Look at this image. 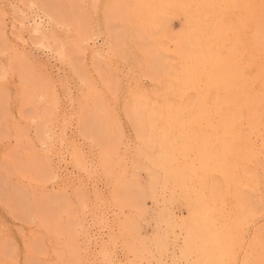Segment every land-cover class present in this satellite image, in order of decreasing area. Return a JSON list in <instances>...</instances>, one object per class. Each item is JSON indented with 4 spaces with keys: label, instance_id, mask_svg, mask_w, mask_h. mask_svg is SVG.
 <instances>
[{
    "label": "rangeland",
    "instance_id": "374dc122",
    "mask_svg": "<svg viewBox=\"0 0 264 264\" xmlns=\"http://www.w3.org/2000/svg\"><path fill=\"white\" fill-rule=\"evenodd\" d=\"M0 264H264V0H0Z\"/></svg>",
    "mask_w": 264,
    "mask_h": 264
},
{
    "label": "bare ground",
    "instance_id": "6f19581e",
    "mask_svg": "<svg viewBox=\"0 0 264 264\" xmlns=\"http://www.w3.org/2000/svg\"><path fill=\"white\" fill-rule=\"evenodd\" d=\"M195 72V71H194ZM52 111V110H51ZM181 149V148H180ZM253 210V209H252ZM31 239V238H30Z\"/></svg>",
    "mask_w": 264,
    "mask_h": 264
}]
</instances>
